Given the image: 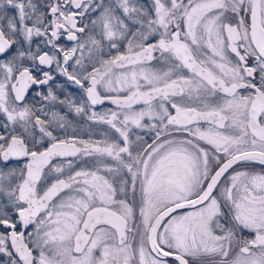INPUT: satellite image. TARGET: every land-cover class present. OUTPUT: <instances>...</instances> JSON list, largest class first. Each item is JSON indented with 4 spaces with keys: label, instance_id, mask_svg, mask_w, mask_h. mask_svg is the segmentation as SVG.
<instances>
[{
    "label": "snow or ice",
    "instance_id": "1",
    "mask_svg": "<svg viewBox=\"0 0 264 264\" xmlns=\"http://www.w3.org/2000/svg\"><path fill=\"white\" fill-rule=\"evenodd\" d=\"M0 264H264V0H0Z\"/></svg>",
    "mask_w": 264,
    "mask_h": 264
}]
</instances>
